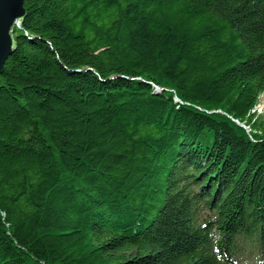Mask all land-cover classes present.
I'll list each match as a JSON object with an SVG mask.
<instances>
[{
	"label": "trees",
	"instance_id": "1",
	"mask_svg": "<svg viewBox=\"0 0 264 264\" xmlns=\"http://www.w3.org/2000/svg\"><path fill=\"white\" fill-rule=\"evenodd\" d=\"M24 7L0 264H264V0Z\"/></svg>",
	"mask_w": 264,
	"mask_h": 264
},
{
	"label": "water",
	"instance_id": "2",
	"mask_svg": "<svg viewBox=\"0 0 264 264\" xmlns=\"http://www.w3.org/2000/svg\"><path fill=\"white\" fill-rule=\"evenodd\" d=\"M24 0H0V75L8 58L14 54L16 43L14 28L26 17ZM160 92L158 88L156 90Z\"/></svg>",
	"mask_w": 264,
	"mask_h": 264
},
{
	"label": "rangeland",
	"instance_id": "3",
	"mask_svg": "<svg viewBox=\"0 0 264 264\" xmlns=\"http://www.w3.org/2000/svg\"><path fill=\"white\" fill-rule=\"evenodd\" d=\"M20 24L21 23H19V27H20ZM256 110L258 111L259 115L264 116V95L261 96L259 104L256 107ZM245 257L247 259H249V253H247V255H245Z\"/></svg>",
	"mask_w": 264,
	"mask_h": 264
}]
</instances>
